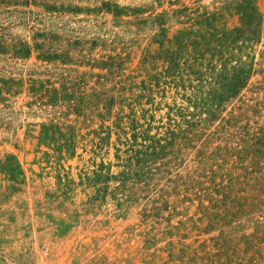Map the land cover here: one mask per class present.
Instances as JSON below:
<instances>
[{"label": "rangeland", "instance_id": "1", "mask_svg": "<svg viewBox=\"0 0 264 264\" xmlns=\"http://www.w3.org/2000/svg\"><path fill=\"white\" fill-rule=\"evenodd\" d=\"M0 264H264V0H0Z\"/></svg>", "mask_w": 264, "mask_h": 264}, {"label": "trees", "instance_id": "2", "mask_svg": "<svg viewBox=\"0 0 264 264\" xmlns=\"http://www.w3.org/2000/svg\"><path fill=\"white\" fill-rule=\"evenodd\" d=\"M40 56H41L42 58H46V59H50V58H51V56L49 55V51H43V52L40 54Z\"/></svg>", "mask_w": 264, "mask_h": 264}]
</instances>
